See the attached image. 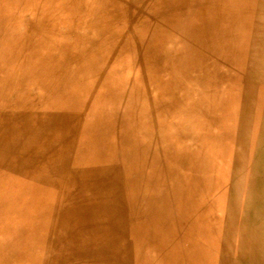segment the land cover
I'll use <instances>...</instances> for the list:
<instances>
[{"label": "rangeland", "instance_id": "1", "mask_svg": "<svg viewBox=\"0 0 264 264\" xmlns=\"http://www.w3.org/2000/svg\"><path fill=\"white\" fill-rule=\"evenodd\" d=\"M6 1L0 0V264L100 263L98 250L87 256L92 244L88 246L86 238L82 240L83 236L78 235L80 244L75 248L66 232L77 224L91 227V223L100 230L101 223L110 219L111 238L106 240L111 250L109 257H113L111 254L118 256L135 246L131 252L138 255L137 264L159 263V253L150 252L151 249L142 253L149 236L144 214L150 203H159L163 199L173 204L181 200L175 193L181 196L182 187L189 196L191 188L187 176L191 174V163L198 158L208 162L202 176V180L206 178L207 188H204V181L199 193H191L186 215L192 222L194 205L204 209L218 204V208L224 210L226 202L221 186L226 187L230 182L233 156L239 154L241 158H248L253 154L252 143L257 145L260 132L264 135V54L259 51L261 45L264 47V8L261 9L264 0H242V9H252L236 27L240 16L237 0H226L220 6L221 12L229 14L230 18L225 25L216 27L215 36H206L207 43L200 46L194 56L196 62L208 60L202 66L204 85L194 94L196 102L204 104L203 110L194 113L190 105L184 116L180 113L181 107L174 108L172 115H167L166 111L163 114L169 121H181L192 129L190 144L200 152L193 158L194 150L186 149L183 165L168 157L162 171L156 166V170H152L153 161L140 157L129 141L117 135L122 132L121 128L115 127L118 131L115 133L110 117L115 111L120 117L128 110L131 119H136L138 111L144 110L150 100L151 92L147 91L149 74L145 70V61L137 60V57L160 26V20L152 14L173 18L179 13L188 15L191 10L197 15H212L214 9L209 1L188 0L184 4L180 0H18L15 6H6ZM147 6L149 8L145 9ZM50 32L54 33L51 37L53 43L40 42L39 46L43 51L46 49L44 54L50 52L48 57L53 60L55 69L60 68L62 75L57 76L53 85L47 78L40 85V80L30 86L23 85L24 82L20 84L23 64L28 59L26 51L37 45L33 42L49 36ZM20 35L26 51L19 53L14 47L19 45ZM245 35L258 47H247L249 39H245ZM71 39L73 44H70ZM104 46L109 49L104 55L106 61L97 68L94 76L85 69L91 60L87 58L96 56ZM61 49H67L71 59L61 56ZM244 53L255 58L250 67L245 68L239 61ZM110 77H113L114 86L108 95L102 88L100 92L103 94L98 97L84 95V91L94 90L95 81L109 82ZM80 82L82 90L77 86ZM37 84L41 90H37ZM106 84L107 81L101 86ZM183 87L178 85L177 90ZM246 90L249 92L245 93ZM68 94L77 100H86L87 106L92 108L87 116L94 112L97 101L104 99V119L90 126L93 134L90 141L85 139L83 143L63 147L61 152L71 158V166L80 170L50 175V184H59L60 189L53 186L49 191L51 194L42 195L38 200V194L46 186L40 184L37 177L48 173L54 141L58 143L65 139L67 132L73 134L78 130L75 127L77 111L62 107L63 96ZM137 101L140 102L138 111L130 112L129 109L134 107L130 106ZM128 125L133 126L130 119ZM157 141L163 143L162 138ZM82 145L95 146L81 154L79 146ZM97 146L103 150L95 151ZM184 148L180 141L173 143L174 152L178 154ZM156 151L159 155H169L161 148ZM126 154H129V161L118 162L119 157ZM104 156L109 158L104 160L107 163L100 160ZM260 160L256 158L247 167L258 177V184H252L245 199L263 203L264 164ZM64 161L59 163L64 164ZM105 175L109 183L114 181L106 189L102 183ZM76 184H81L85 191L81 197L74 193ZM89 198L96 200L87 202ZM128 202L134 207L133 219L137 220L140 229L130 232V225H127L123 236L117 230L113 210L115 206H127ZM259 206L250 212L258 211ZM214 212L220 214L218 210ZM42 213L44 218L38 216ZM165 216H157L155 224H166ZM206 226L209 231L208 223ZM260 230L264 231V227ZM217 231L236 237L247 235V228L231 218L221 221ZM136 232L139 235L135 237ZM148 240L151 242L149 247L153 246L152 238ZM147 246L145 244V248ZM249 249L251 252L260 251L256 242L251 243ZM209 252L200 256V263L209 260Z\"/></svg>", "mask_w": 264, "mask_h": 264}, {"label": "bare ground", "instance_id": "2", "mask_svg": "<svg viewBox=\"0 0 264 264\" xmlns=\"http://www.w3.org/2000/svg\"><path fill=\"white\" fill-rule=\"evenodd\" d=\"M17 1L18 0H8V3L6 1V6H15ZM161 1L165 2V0ZM180 1L187 4L188 0ZM207 1H209L212 9H214L212 15H197L191 10L188 15L183 16L182 13H179L173 18L164 16L161 17L155 13L152 14L160 20V26L157 29L158 31L152 34L146 48L137 57V60L140 58L145 61V70L149 74L150 83L147 87V91L151 92L150 100L142 111L137 110L138 106H140V102L138 101L134 102L130 106V108L134 106L129 109L130 112H139V114L136 115V119H131L130 115L127 114L128 110L120 117L119 114L117 115L118 112L115 111V113L110 117V122L115 133H118L116 128H121L122 132H119L117 135L120 136L121 139L129 141L133 151L140 157L143 158L145 156V160L153 161L150 166L152 170H156L155 166L159 168V171L165 169L166 165L164 161L165 159H168V157L174 162L181 163L183 165L186 157L184 156L186 154V149H193L190 144V141L192 140V129H188L187 124L185 125L181 121H175L173 119L172 121H169L163 116V114L166 111L167 115H172L175 111L174 108L181 107L182 112L180 113L184 116L186 108L190 105L194 109V113H197V110L202 111L204 108L203 103L196 102L194 94L196 90L204 85L202 66L207 64L208 60H199L196 62L194 56L198 51V48L207 43L206 36L210 34L212 37L213 35L215 36L216 27L220 24L225 25L228 18H230L229 14L224 15L223 11L221 12L220 9V6H223L226 0ZM242 5L243 1L237 0L238 15L240 16L238 23L234 27L240 26L241 19H245L248 12L252 9V7L242 9ZM148 8L149 6L145 9ZM263 8L264 5L262 4L261 9ZM1 9L2 8H0V11ZM21 34L23 33L21 32ZM53 34V32H50L48 33L49 36L46 35L40 40L36 39L38 42L33 43H36L37 45L32 46L31 49L29 48L27 51L23 48V36L20 35L17 43L19 45L14 47V49L19 53L26 51V57H28L23 64L25 67L24 71L21 72L22 75L20 78L21 82H19L20 84L24 82L23 85L30 86L34 84L35 81L40 80L38 83L40 85L41 83L43 84L47 78V80L52 83L51 85H53L57 80V76L62 75L60 68L55 66V69L53 60H50L48 57L50 52L44 54L46 49L43 51L39 46L40 42L46 45L52 44L54 41L51 38L53 37ZM131 34L132 33L130 32V35ZM118 37L120 38V36ZM245 37V39H249L247 47H258L254 40L252 41L248 38L249 36L245 35ZM80 41H82V39ZM80 41H78V43H80ZM70 44H73L72 39L70 40ZM52 48L53 45L51 46V50ZM260 48V54L263 55V45H261ZM108 50L107 46H104L98 51L96 56L87 58V60H91L86 63L85 69L96 76L97 68L100 65H103L106 61L104 55ZM61 51L63 52V54H60L61 56L65 59H71L72 55L68 53L69 51L67 49H61ZM192 56L193 59H191ZM240 58L242 60L239 61L242 62V65L245 68L250 67L255 60V58L248 53H244L240 56ZM233 65L235 64L233 63ZM235 66L239 67V65ZM110 78L111 80L109 82L108 80L103 82V79H99L97 82L95 81L93 86L94 90L89 93L84 91V95L91 96L94 94L95 97H98L103 94V92H100L101 88L102 90L104 89L108 95L109 91L112 90L114 86V82L112 81L113 77ZM106 81L107 84L105 87H102L101 85L106 83ZM38 84L36 86L37 90H41ZM78 84L79 85L77 86H79L80 90H82L83 87L81 86V82ZM185 84H187V88L189 90H187ZM178 85H184V87L181 90H177ZM248 92V90L245 91V93ZM68 95L63 96L62 101L65 105L63 104L62 107L67 110L75 109L77 111L76 118L78 119V123L75 124V127L78 130L73 134H71V132L68 134L67 132L65 139L59 140L58 143L54 141L55 145L52 146L50 152L53 155L51 156L48 164L50 166L48 173L43 177H37L38 182L43 186H46L38 194V200L42 195L51 194L49 191L53 186L60 189L59 184H50V175L57 176L63 172L66 174L70 171L80 170L71 166V158L66 155V153L61 152L63 147L66 144L70 146L74 143H83L85 139L90 141L89 139L93 137L90 126L95 122H102L104 119V111L102 109L103 102L105 101L104 99L100 98L95 104L93 109L94 112L87 116L86 113L92 110V108L87 106L86 100H79V98L77 100L73 96ZM259 99L262 100L263 98L261 97ZM106 100H108V96ZM95 114H97L96 117L88 121V119ZM129 119L133 126L128 125ZM157 138H162L163 143H159ZM175 141H180L185 146L179 154L174 152L173 149V143ZM15 146L18 147L17 145ZM94 146L89 148L88 145H82V147L79 146L80 153L83 154ZM252 147L254 149L253 154L249 155L248 158H241V155L239 154H235L232 158L230 182L226 185V187L221 186L226 202L225 209H219L218 204H213L212 206L205 207L204 209H200L199 205H194L191 209V212L194 214V219L191 222L190 217L186 215L187 202L190 200L189 197L192 192H194V194L199 193V188L204 181V188H207L206 178H203L202 180V176L208 168V162L200 161L196 158L193 163H191L189 168V170H191V174L190 176H187L189 187L191 188L190 192H188L189 196L182 187L181 196L180 193H175L177 196L181 197V200L171 204L170 202H165L161 199L159 203H150L149 207L146 209L144 219L145 226H148L147 233L149 236L146 237L147 240L145 242L148 246L145 248V244H143L144 248L142 253L145 252L146 249H151L150 252L159 253L161 256L160 261L157 264H264V231L260 230L262 226L264 227V200L263 203H261L255 201V199H245V195L252 187V184H258V177L247 168L248 165L254 162L256 158L258 160L263 158L260 160V163L264 164V162H262L264 161V135L262 132H260V138L257 145L252 143ZM82 148H84V151H82ZM160 148L164 151V153L168 152L169 155H159L160 153L156 150L158 149L160 151ZM100 150L103 149L99 146L95 148V151ZM193 150L192 156L194 158L198 155L200 149ZM59 156L60 158L56 162V159ZM119 158L118 162H128L129 154L122 155ZM105 159L109 158L105 156L100 158L101 162L107 163L104 161ZM63 160H65L64 164L59 163ZM111 171H113V169H111ZM75 174L81 175L82 170L81 172H78V174L77 172ZM151 178L155 179L154 176ZM107 179L108 177H106V175L102 179L104 189L109 187V185L114 184V181H110L109 183V180L107 181ZM127 179L128 178L124 181ZM124 181L122 183L126 184ZM81 186V184L79 186L76 184L74 192L78 194L79 197L85 194V191H83ZM59 193L62 192L59 190ZM95 200L96 199L89 198L87 202ZM100 206L101 205H99V207ZM120 206L121 208L115 206L113 210V218L116 220L115 224L117 225V230L121 231L124 236V234L126 235L124 228L127 225H130V232L140 229L138 224L135 222L137 220L133 219L135 215L133 214L134 207L131 206V203L128 202L127 206L125 204ZM154 206H156V208ZM256 206H259V210L250 212V210ZM216 210L220 211L219 215L214 212ZM161 214L166 215V224H155V221L158 218L157 216ZM44 215L45 214L43 213L38 214L41 218H44ZM110 218H112V215ZM230 218L238 222L244 228H247V235L245 237H236L226 232L217 231L219 223ZM110 220L108 222H110ZM129 221L130 224H127ZM108 222L104 221L101 223L100 230L97 225L94 226L92 223L91 227L82 224H77L75 228L71 227L66 232L71 246H75L76 248V245L80 244L78 235H82V240H85L86 238L88 246H91L92 244V248L87 253V256L98 250L99 258H101V260L100 263L95 262L94 264H137L136 257L138 255H132L131 252L135 250V246L132 250L123 251L118 256L111 254L115 259H112L113 257H109L111 250L106 245V240L111 238V227ZM207 223L208 226H210L209 231L206 226ZM136 235H139L138 232L135 233V237ZM151 238L154 242V247H149L151 242L148 239ZM253 242H256L260 251L251 252L249 246ZM94 245L96 247H93ZM208 250L210 251L209 260L207 262L202 261L200 263V256H202L205 252L208 253Z\"/></svg>", "mask_w": 264, "mask_h": 264}]
</instances>
